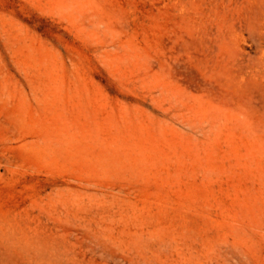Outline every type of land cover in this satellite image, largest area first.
<instances>
[{"label":"rangeland","instance_id":"374dc122","mask_svg":"<svg viewBox=\"0 0 264 264\" xmlns=\"http://www.w3.org/2000/svg\"><path fill=\"white\" fill-rule=\"evenodd\" d=\"M0 264H264V0H0Z\"/></svg>","mask_w":264,"mask_h":264}]
</instances>
